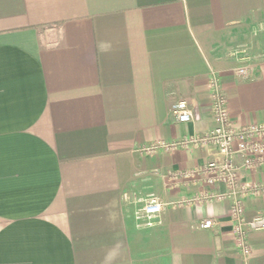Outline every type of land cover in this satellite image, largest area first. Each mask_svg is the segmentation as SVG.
I'll return each instance as SVG.
<instances>
[{
	"label": "crops",
	"instance_id": "1",
	"mask_svg": "<svg viewBox=\"0 0 264 264\" xmlns=\"http://www.w3.org/2000/svg\"><path fill=\"white\" fill-rule=\"evenodd\" d=\"M213 71L234 123H264V0H0V264H264V231L237 250L232 200L176 204L227 191L169 179L214 147L140 152L214 127ZM244 204L264 215V192Z\"/></svg>",
	"mask_w": 264,
	"mask_h": 264
},
{
	"label": "built area",
	"instance_id": "2",
	"mask_svg": "<svg viewBox=\"0 0 264 264\" xmlns=\"http://www.w3.org/2000/svg\"><path fill=\"white\" fill-rule=\"evenodd\" d=\"M241 65L235 73L245 79L250 78V69L247 56L240 59ZM211 95V110L214 127L204 134H194L181 140L166 142L164 140L145 145L140 149L143 154H154L159 150L175 152L179 149L191 147L212 146L216 149L218 158L191 170L171 173L169 179L179 178L194 181L202 177L208 185H224V193H202L193 198H186L176 203L178 206L192 205L195 203L209 202L212 200H232L231 219L234 225L236 248L245 258L252 254L248 240L250 232L264 231V215H256L248 219L245 214L244 199L250 195L264 192V186L257 183H247L242 180L243 172L264 167V123H253L237 126L231 118L228 99L225 94L221 78L216 72H211L209 77ZM173 115L181 123L193 120L194 113L186 99H180L173 106ZM165 204L158 198H150L141 209L136 212V218L145 221L146 225L152 224V219L162 212ZM218 222L214 219L203 221V229H211Z\"/></svg>",
	"mask_w": 264,
	"mask_h": 264
},
{
	"label": "rangeland",
	"instance_id": "3",
	"mask_svg": "<svg viewBox=\"0 0 264 264\" xmlns=\"http://www.w3.org/2000/svg\"><path fill=\"white\" fill-rule=\"evenodd\" d=\"M242 56H247V57H248V55H242ZM242 56H240V58H241ZM248 59H249V57H248Z\"/></svg>",
	"mask_w": 264,
	"mask_h": 264
}]
</instances>
